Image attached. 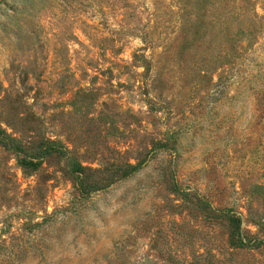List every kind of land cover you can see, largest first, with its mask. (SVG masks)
Here are the masks:
<instances>
[{
  "label": "rangeland",
  "instance_id": "obj_1",
  "mask_svg": "<svg viewBox=\"0 0 264 264\" xmlns=\"http://www.w3.org/2000/svg\"><path fill=\"white\" fill-rule=\"evenodd\" d=\"M0 128V264H264V0H0Z\"/></svg>",
  "mask_w": 264,
  "mask_h": 264
},
{
  "label": "trees",
  "instance_id": "obj_2",
  "mask_svg": "<svg viewBox=\"0 0 264 264\" xmlns=\"http://www.w3.org/2000/svg\"><path fill=\"white\" fill-rule=\"evenodd\" d=\"M0 141L6 146H14L15 139L10 136L6 131L0 128ZM262 240L256 238L252 245H256L257 243H261Z\"/></svg>",
  "mask_w": 264,
  "mask_h": 264
}]
</instances>
